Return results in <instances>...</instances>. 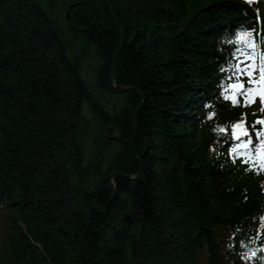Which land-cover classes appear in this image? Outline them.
<instances>
[{"label": "trees", "instance_id": "1", "mask_svg": "<svg viewBox=\"0 0 264 264\" xmlns=\"http://www.w3.org/2000/svg\"><path fill=\"white\" fill-rule=\"evenodd\" d=\"M249 25L264 0H0V264H250L264 174L228 129L262 113L220 92Z\"/></svg>", "mask_w": 264, "mask_h": 264}, {"label": "snow or ice", "instance_id": "2", "mask_svg": "<svg viewBox=\"0 0 264 264\" xmlns=\"http://www.w3.org/2000/svg\"><path fill=\"white\" fill-rule=\"evenodd\" d=\"M251 2V0H249ZM236 39L234 41H230V43H242L246 45L249 48H255V43L250 42L252 40V32L247 31V32H240L237 31ZM239 49H236L233 51V55L238 54ZM255 66H247L244 65L243 63H238L233 74L237 77L236 82L231 85V87L235 90V95L232 97V102L233 104H237L239 102V98L241 95L247 93L248 96H251L253 94V89L248 87L249 84L255 82L251 79V77L254 75L253 71L251 68H254ZM224 71V69H222ZM244 76L249 77L248 80L243 79ZM261 77L262 80H264V64L261 65ZM231 79V77H229ZM262 95V104H264V93ZM226 99L229 97H225ZM245 102L247 103V97H245ZM209 117L213 116L214 113H209ZM245 122L243 120H238L235 123L231 125V136L233 138H244L246 139L243 140V143L239 144H234L232 147L229 148L230 153H237L239 155V149L240 148H245L247 149L249 145L253 144V137L249 134V130L247 127H240L244 125ZM255 135L257 137L261 136L260 132H256ZM260 145H264V139L260 140ZM257 151L260 155L261 160H264V150H261L260 147L257 148ZM244 163H247L248 161H243Z\"/></svg>", "mask_w": 264, "mask_h": 264}, {"label": "rangeland", "instance_id": "3", "mask_svg": "<svg viewBox=\"0 0 264 264\" xmlns=\"http://www.w3.org/2000/svg\"><path fill=\"white\" fill-rule=\"evenodd\" d=\"M100 63V59L99 56L97 55L96 51H95V46L94 44L91 45L90 49H89V55L87 58L84 59L83 61V66L81 69V73L82 76L84 77V79L87 81L88 86L91 89V92L94 95L95 99H99L100 98V93L98 90V87L96 85V80H95V74L97 72L98 66ZM101 100L103 101L105 107H108L110 111H113L115 107H119L118 103H116V98L114 96H110L109 98H101ZM82 111L83 114L86 115L87 117L90 116V107L87 103L86 100H84L83 102V106H82ZM138 176V175H137ZM134 177L133 179L137 178ZM113 176H111V180H110V184L109 185L112 189H114L113 187Z\"/></svg>", "mask_w": 264, "mask_h": 264}, {"label": "water", "instance_id": "4", "mask_svg": "<svg viewBox=\"0 0 264 264\" xmlns=\"http://www.w3.org/2000/svg\"><path fill=\"white\" fill-rule=\"evenodd\" d=\"M112 73L114 74V70H112ZM114 87L118 88V90H120L122 92H126V91L132 89L130 87L121 86L116 78L114 79ZM137 162H138V164L140 163L139 160H137ZM119 175H123V174L121 173ZM111 176H112V174L109 176V179H108V184L109 185H111L110 184V178H111ZM130 179H133V177L132 178L130 177Z\"/></svg>", "mask_w": 264, "mask_h": 264}]
</instances>
